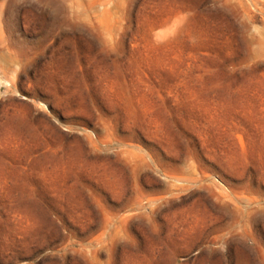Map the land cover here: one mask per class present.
<instances>
[{"label":"rangeland","instance_id":"rangeland-1","mask_svg":"<svg viewBox=\"0 0 264 264\" xmlns=\"http://www.w3.org/2000/svg\"><path fill=\"white\" fill-rule=\"evenodd\" d=\"M0 264H264V0H0Z\"/></svg>","mask_w":264,"mask_h":264}]
</instances>
